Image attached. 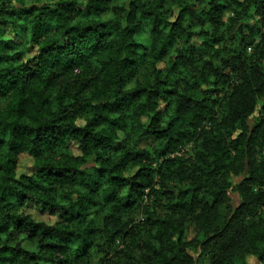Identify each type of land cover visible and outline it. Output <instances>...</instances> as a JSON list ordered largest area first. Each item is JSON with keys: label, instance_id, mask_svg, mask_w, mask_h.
<instances>
[{"label": "clouds", "instance_id": "1", "mask_svg": "<svg viewBox=\"0 0 264 264\" xmlns=\"http://www.w3.org/2000/svg\"><path fill=\"white\" fill-rule=\"evenodd\" d=\"M0 165V264H264V0H0Z\"/></svg>", "mask_w": 264, "mask_h": 264}, {"label": "trees", "instance_id": "2", "mask_svg": "<svg viewBox=\"0 0 264 264\" xmlns=\"http://www.w3.org/2000/svg\"><path fill=\"white\" fill-rule=\"evenodd\" d=\"M11 162V161H9ZM3 166L0 165V169H2ZM114 179H116L117 177H113ZM11 179V177H10ZM18 183V182H17ZM0 200H2V197H0ZM43 210H41L42 212ZM65 215H67V213H65ZM14 222V228L15 230H20V229H23L24 227V222L23 220H21L20 218H15V220H13V217L11 216H6V219H5V224L3 225L2 228H0V232H5L7 231V228L9 226V224H12ZM42 226L41 225H37L35 226V229L33 230V235L36 234V230L37 229H40ZM46 232L47 230H45V232H42L40 233L41 236H45L46 235ZM11 238V235L9 234L7 237H0V240L3 241V247L0 248V250H3V251H7L8 250V244H7V241ZM31 238V237H30ZM44 248H48L49 251H52L54 250L55 246H48V245H43L40 247V249L37 251V252H27V255L29 256V258L34 262V264H38V261L43 259V257L39 256L38 252L39 251H43ZM20 251H26V250H23L21 249Z\"/></svg>", "mask_w": 264, "mask_h": 264}]
</instances>
